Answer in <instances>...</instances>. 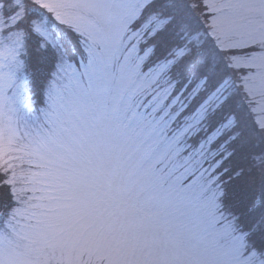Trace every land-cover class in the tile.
<instances>
[{
    "label": "snow or ice",
    "instance_id": "snow-or-ice-1",
    "mask_svg": "<svg viewBox=\"0 0 264 264\" xmlns=\"http://www.w3.org/2000/svg\"><path fill=\"white\" fill-rule=\"evenodd\" d=\"M0 264H264V0H0Z\"/></svg>",
    "mask_w": 264,
    "mask_h": 264
}]
</instances>
